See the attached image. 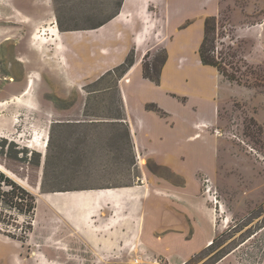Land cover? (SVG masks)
<instances>
[{
    "label": "rangeland",
    "instance_id": "1",
    "mask_svg": "<svg viewBox=\"0 0 264 264\" xmlns=\"http://www.w3.org/2000/svg\"><path fill=\"white\" fill-rule=\"evenodd\" d=\"M123 3L0 0V173L37 200L33 219L0 206V264L63 259L57 243L49 246L41 239L42 227L54 228L62 217L58 202L44 200L47 194L113 190L146 180L181 185L170 162L139 155L126 125L115 122L124 117L121 73L99 81L120 56L105 45L108 29H98ZM150 17L155 37L150 36L149 52L137 57L132 51L125 60L136 64L142 58L138 75L147 80H160L168 67L167 88L192 99L194 118L214 106L217 112L216 123L194 129L196 141L176 152L184 157L188 178L199 179L200 197L206 199L203 181L209 179L222 206L214 214L212 244L188 264H264V0H151ZM131 18L115 30L119 46L124 35L143 28L141 17ZM208 18L215 22L217 61L242 85L215 68L213 79L207 68L196 66ZM35 42L40 51L31 46ZM214 83L219 86L212 99L204 92ZM208 159L213 169L206 175L198 170ZM198 185L190 186L198 190Z\"/></svg>",
    "mask_w": 264,
    "mask_h": 264
},
{
    "label": "crops",
    "instance_id": "2",
    "mask_svg": "<svg viewBox=\"0 0 264 264\" xmlns=\"http://www.w3.org/2000/svg\"><path fill=\"white\" fill-rule=\"evenodd\" d=\"M150 6L151 0H145L141 6L138 0H124L119 14L98 29L100 32L108 29L104 35L105 45L109 47L110 54L120 56L107 71L124 64L132 51L137 57L149 52V40L155 37ZM133 16L143 19V28L134 34L124 35L123 44L117 45L115 30L125 26ZM141 62L142 58L138 59L119 82L124 117L121 121L115 119V122L126 125L139 155L145 153L163 165L170 162L169 168L181 185L165 181L158 185L146 180L127 188L45 195L46 202L60 204L62 215L59 225L47 229L42 227L40 231L44 243L49 246L57 243V254L63 258L47 264L118 263L124 259L133 263L132 259L137 255L141 257V264H149L145 261L146 255L162 257L163 264H188L209 248L214 239L213 210L206 199L200 197L199 179L188 178L190 172L184 157H178L176 152L178 148L196 141V136H192L194 129L201 132L204 126L216 123V107L210 114L208 111L207 114H196L194 118V114L189 112L190 108L196 109L192 99L185 94H174L167 88L168 67L160 83L155 84L138 75ZM200 64L199 60L196 66L200 68ZM203 68H207V73L215 79L213 68ZM218 86L214 83L211 91L207 88L208 92L204 93L213 95V99ZM151 104L156 105L160 112L148 110L147 106ZM171 142H174L173 148ZM158 147L164 148L163 151H158ZM212 169L213 163L208 159L204 169L198 171L207 175L212 173ZM193 182L198 185V190L191 188ZM47 197L51 201H47ZM132 247L136 248L137 254ZM66 256L68 260L64 259Z\"/></svg>",
    "mask_w": 264,
    "mask_h": 264
},
{
    "label": "trees",
    "instance_id": "3",
    "mask_svg": "<svg viewBox=\"0 0 264 264\" xmlns=\"http://www.w3.org/2000/svg\"><path fill=\"white\" fill-rule=\"evenodd\" d=\"M117 15L118 14L112 17L108 22L112 21ZM100 27L102 28V26ZM215 33H216V27H215L214 19L208 18L205 21L204 40L198 52L201 64L203 66L217 69L219 73L223 75L229 82L242 85L243 81L240 78H238L236 74L229 75L226 71H223L221 64L217 61V58L215 57V49L214 47H212V44L214 42L212 36ZM133 66H134V59L130 60V58H128L124 64L115 68L113 71L108 72L99 81L104 80L106 76H112L118 72L121 73L119 79L120 81L127 75V73L131 70ZM148 79H150L155 84L160 83V80L158 78L152 79L148 77ZM147 108L150 111L160 112L158 107L153 104L148 105ZM116 120L121 121L123 119L120 118ZM127 132L129 133V137H130L129 130H127ZM46 185H47V179H44L42 182L43 192L47 191ZM0 206L3 207V212L7 211L11 213H17L24 216H28L29 218L33 219L36 214L37 200L36 197L31 192H29L27 189L21 186L18 182H16L15 180L11 179L10 177L6 176L3 173H0ZM11 238L15 239V237H11Z\"/></svg>",
    "mask_w": 264,
    "mask_h": 264
},
{
    "label": "built area",
    "instance_id": "4",
    "mask_svg": "<svg viewBox=\"0 0 264 264\" xmlns=\"http://www.w3.org/2000/svg\"><path fill=\"white\" fill-rule=\"evenodd\" d=\"M203 192L205 194L207 201L213 206L212 210L213 213L216 215L217 212L221 211L222 206H221V201L219 199V195L217 191L214 189L213 184L209 179H204L203 181ZM132 250L134 251V253L137 254L135 247H132ZM132 260L134 264L142 263L141 257L138 255L134 257ZM145 261H147L149 264H163V260H161L160 258L151 257L148 255H146Z\"/></svg>",
    "mask_w": 264,
    "mask_h": 264
},
{
    "label": "bare ground",
    "instance_id": "5",
    "mask_svg": "<svg viewBox=\"0 0 264 264\" xmlns=\"http://www.w3.org/2000/svg\"><path fill=\"white\" fill-rule=\"evenodd\" d=\"M38 45H39V43L35 42V43L32 44L31 46H32L35 50L40 51V47H39ZM202 67H204V66H202ZM28 93H29V89H28L24 94H28ZM141 164H142V165H145L144 160L141 161ZM46 199H47V201H51V198H49V197H47ZM211 244H212V243H211Z\"/></svg>",
    "mask_w": 264,
    "mask_h": 264
}]
</instances>
